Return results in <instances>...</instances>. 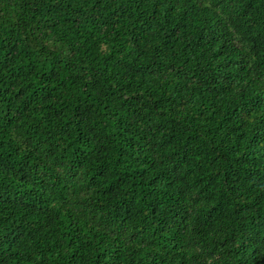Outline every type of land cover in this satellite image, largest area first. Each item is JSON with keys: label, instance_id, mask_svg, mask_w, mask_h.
I'll return each mask as SVG.
<instances>
[{"label": "trees", "instance_id": "obj_1", "mask_svg": "<svg viewBox=\"0 0 264 264\" xmlns=\"http://www.w3.org/2000/svg\"><path fill=\"white\" fill-rule=\"evenodd\" d=\"M0 264H264V0H0Z\"/></svg>", "mask_w": 264, "mask_h": 264}]
</instances>
